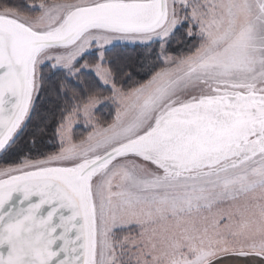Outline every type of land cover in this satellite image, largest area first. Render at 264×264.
<instances>
[{
	"label": "snow or ice",
	"instance_id": "obj_1",
	"mask_svg": "<svg viewBox=\"0 0 264 264\" xmlns=\"http://www.w3.org/2000/svg\"><path fill=\"white\" fill-rule=\"evenodd\" d=\"M0 163V264H264V0H0Z\"/></svg>",
	"mask_w": 264,
	"mask_h": 264
},
{
	"label": "trees",
	"instance_id": "obj_2",
	"mask_svg": "<svg viewBox=\"0 0 264 264\" xmlns=\"http://www.w3.org/2000/svg\"><path fill=\"white\" fill-rule=\"evenodd\" d=\"M51 2V0H49ZM139 49L133 50L131 47L126 49H120L118 48L115 52L111 54L110 58H117L119 56L124 57H132L133 61H135V58L139 54ZM139 71V69H138ZM136 80H143L147 79L146 76H144L143 72L139 76L135 77ZM49 106L41 99L38 101V107L36 114L33 115L31 122L29 123L28 128L21 134L20 139L17 141V147L22 152H27L30 144L29 141L32 139L31 133L33 129L35 128L36 124L40 123L41 117H47L48 118V130L47 135L44 138V142L41 144V149L46 152H53L58 150V144L55 141V138L52 136V130L55 125L54 119L50 116V114L47 111V108ZM114 116V112H111L110 110H105V112L102 114V119L110 121ZM86 131L84 129L78 130V136L86 135ZM0 166H3L2 163H0Z\"/></svg>",
	"mask_w": 264,
	"mask_h": 264
}]
</instances>
